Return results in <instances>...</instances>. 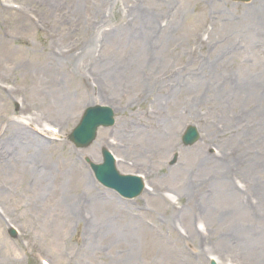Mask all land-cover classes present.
Returning a JSON list of instances; mask_svg holds the SVG:
<instances>
[{
	"label": "rangeland",
	"instance_id": "374dc122",
	"mask_svg": "<svg viewBox=\"0 0 264 264\" xmlns=\"http://www.w3.org/2000/svg\"><path fill=\"white\" fill-rule=\"evenodd\" d=\"M96 104L115 122L76 149ZM102 148L138 197L95 180ZM210 258L264 264V0H0V264Z\"/></svg>",
	"mask_w": 264,
	"mask_h": 264
},
{
	"label": "water",
	"instance_id": "95a60500",
	"mask_svg": "<svg viewBox=\"0 0 264 264\" xmlns=\"http://www.w3.org/2000/svg\"><path fill=\"white\" fill-rule=\"evenodd\" d=\"M248 1V0H236ZM114 122L113 111L107 106L94 105L85 109L79 123L72 130L69 139L77 147H86L95 137L96 129L99 126H110ZM198 138L197 131L194 127L189 126L182 136L185 145L193 143ZM103 162L100 164L90 163V167L95 178L104 186L115 190L122 197L132 198L137 196L143 184L141 179L132 175H121L114 166V159L105 149L102 150ZM10 234L13 236L14 231ZM211 264H215L211 262Z\"/></svg>",
	"mask_w": 264,
	"mask_h": 264
},
{
	"label": "bare ground",
	"instance_id": "6f19581e",
	"mask_svg": "<svg viewBox=\"0 0 264 264\" xmlns=\"http://www.w3.org/2000/svg\"><path fill=\"white\" fill-rule=\"evenodd\" d=\"M18 12V11H17ZM18 21H26L27 19L31 20L30 18L28 17H21L20 15L18 16ZM53 93H52V96L53 98L55 97L54 99V104L57 105V107H62L64 105V103L67 101L66 99V95H63L62 92H60V90L58 88H55L53 87L52 89ZM21 135H24V132H21L19 133ZM25 136V135H24ZM20 138V136L16 135V141ZM36 142L39 146H42V142L38 139H36ZM20 147H24V146H27L28 145V142L26 141V143L24 145H22V143L18 144ZM80 184H83L86 188L87 186H91V184L89 183L87 177H85L84 175L82 176V179H81V182ZM92 187V186H91ZM228 189H221V187H219L218 191L216 192V195H222V196H225L227 195L226 197H229L230 194H228V192H225L227 191ZM224 194V195H223ZM104 205V203H102ZM203 208H205L206 212L209 211L210 207L208 205H205L203 206Z\"/></svg>",
	"mask_w": 264,
	"mask_h": 264
}]
</instances>
